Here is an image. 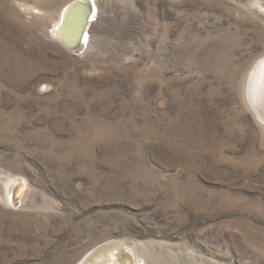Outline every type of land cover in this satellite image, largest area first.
<instances>
[{
    "label": "rangeland",
    "instance_id": "rangeland-1",
    "mask_svg": "<svg viewBox=\"0 0 264 264\" xmlns=\"http://www.w3.org/2000/svg\"><path fill=\"white\" fill-rule=\"evenodd\" d=\"M262 58L264 0H0V264H264Z\"/></svg>",
    "mask_w": 264,
    "mask_h": 264
},
{
    "label": "bare ground",
    "instance_id": "bare-ground-1",
    "mask_svg": "<svg viewBox=\"0 0 264 264\" xmlns=\"http://www.w3.org/2000/svg\"><path fill=\"white\" fill-rule=\"evenodd\" d=\"M90 10L92 9L87 7L84 8V6L80 4H75L64 11L63 20H61V25L57 28L56 35L67 48L72 50V52L81 53V51L84 50V46L87 42L85 28L91 15ZM84 25L85 27L83 28ZM247 96L252 109L257 113L259 118L264 119V58L260 59L255 64L249 74L247 81ZM15 183L19 184L20 182L18 180V182ZM123 246L124 244L120 243L118 245L111 244L100 249L97 248L86 256L84 261L80 264H125L124 262H126L127 259L124 261L125 258H121L122 254H117L119 252L118 249H125Z\"/></svg>",
    "mask_w": 264,
    "mask_h": 264
},
{
    "label": "water",
    "instance_id": "water-1",
    "mask_svg": "<svg viewBox=\"0 0 264 264\" xmlns=\"http://www.w3.org/2000/svg\"><path fill=\"white\" fill-rule=\"evenodd\" d=\"M85 7H87V8H89V5L87 4V3H85V5H84ZM85 27V25L83 26V28ZM84 30V29H83ZM63 44V43H62ZM64 45V44H63ZM65 46V45H64ZM66 47V46H65ZM67 49H69V48H67ZM70 51H72L71 49H69Z\"/></svg>",
    "mask_w": 264,
    "mask_h": 264
}]
</instances>
